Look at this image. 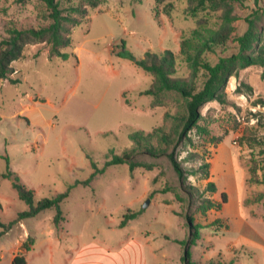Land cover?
Wrapping results in <instances>:
<instances>
[{"label": "rangeland", "instance_id": "obj_1", "mask_svg": "<svg viewBox=\"0 0 264 264\" xmlns=\"http://www.w3.org/2000/svg\"><path fill=\"white\" fill-rule=\"evenodd\" d=\"M56 1L65 14L79 18L71 9L82 0ZM169 1L170 15L163 11L168 1L100 0L95 9L87 7L83 23L72 30V45L62 50L69 55L66 60L50 59L49 47L37 43L12 62L9 77L17 82H0V232L9 227L0 237V264H11L18 250L25 253L22 244L28 238L32 250L26 264H180V242L189 238L186 214L205 227L191 247L192 259L264 264V185L250 181L254 169L258 178L263 174L264 146L256 142L264 137V106L257 104L264 100V69L240 71L228 81L224 104L209 102L200 109L192 145L178 148L181 159L195 152L210 165L206 178L199 173L187 178L190 197L165 157H139L155 164L151 171L106 166L134 147L130 134L158 127L168 131L174 118L185 114L177 94L157 99L144 94L153 77L117 55L121 44L136 60L146 52L171 51L175 76L187 78L190 69L179 53L182 37L199 20L214 29L221 24L220 11L205 9L189 17L188 0ZM262 6L264 0H244L235 8L236 35L244 33L246 18ZM45 11L41 0H0V39L10 22L23 28L45 24ZM235 50L231 44L206 59L213 64ZM8 172L34 191L35 202L71 187L60 206L64 221L54 225L53 208L17 220L28 206ZM208 182L215 193L206 190ZM164 188L169 191L161 193ZM223 192L227 204L220 211H198L202 198L220 201ZM129 212L136 218L120 226ZM218 219L227 228L210 225Z\"/></svg>", "mask_w": 264, "mask_h": 264}, {"label": "trees", "instance_id": "obj_2", "mask_svg": "<svg viewBox=\"0 0 264 264\" xmlns=\"http://www.w3.org/2000/svg\"><path fill=\"white\" fill-rule=\"evenodd\" d=\"M41 1L46 9L42 15L45 24L37 28H23L14 22L7 25L5 36L0 39V82L4 80L10 83L17 82V80L9 77L14 73L11 64L23 57L27 45L44 43L49 47L48 56L50 59L66 60L69 55L62 50L71 47L72 30L83 23L87 16V7L95 9L100 3V0H82L84 4L71 9L74 15L79 16L77 18L65 14L56 0ZM131 1L141 2L142 0ZM159 1H168L163 7V11L170 15L173 10L172 2L169 0ZM243 2L244 0H188L187 16L194 17L198 12L205 9L220 11L221 24L214 29L206 27V23L199 20L198 27L192 29L188 36L182 37L179 53L190 69V76L187 78L175 76L176 58L171 51L164 50L159 54L146 52L142 59L136 60L121 44L122 51L118 52L117 55L130 59L136 66L153 77L150 87L144 94L153 99H157L164 93L177 94L183 100L185 114L174 118V124L168 131L163 127H158L147 134H143L142 131L130 134L129 138L134 147L124 151L121 155L113 156L106 163V166L126 164L130 171L136 168L151 171L155 164L138 158L141 156L152 159L165 157L178 177L181 186L185 188L188 197L192 195L193 188L184 186L187 178L197 173L202 174L204 178L208 176L210 165L204 162L200 155L191 152L181 159L178 148L185 143L192 145L190 133L200 127L199 121L202 118L200 109L205 104L209 102L224 104L226 102V87L230 78L237 77L240 71L248 67L257 66L264 69V25L259 24V21H264V6L254 10L246 18V30L243 34L236 35V28L233 23L238 18L234 10L236 7L242 6ZM231 44L235 45L236 50L234 52L228 55H219L218 53V59L213 64L206 59L208 54H217L220 49L224 51ZM199 76L203 77L201 84L198 83ZM257 104L264 106V100H259ZM256 143L264 146V137ZM261 154L263 155V163L260 170L263 171V174L261 178H258V170L254 169L250 181L264 185V148H262ZM198 160L200 163L196 168L184 166V163H196ZM7 176L12 178L19 199L28 206V210L20 213L17 220L35 217L40 212L53 208L56 212L53 218L54 225L58 226L60 222L64 221L60 206L63 200L68 197L71 187L63 193L35 202L34 191L22 185L16 174L8 172ZM206 190L209 193H215L214 183L208 182ZM168 191V188H164L161 193ZM176 198L180 199L177 194ZM226 204L227 195L223 192L220 194V201L202 198L198 202L197 209L200 213H206L210 209L220 211ZM136 216L137 213L135 212L127 213L120 226H125L128 220H132ZM185 219L189 228V238L180 242L184 248L180 264H214L213 262L202 263L192 259L191 247L199 240L200 230L205 227L195 224L194 219L188 214L185 215ZM223 224L225 222L218 219L210 225H216L218 230L224 226ZM224 227L227 228V226ZM8 228L3 227L0 237ZM28 240L22 244L25 253L30 251ZM11 264H26L25 256L23 254L15 256Z\"/></svg>", "mask_w": 264, "mask_h": 264}, {"label": "crops", "instance_id": "obj_3", "mask_svg": "<svg viewBox=\"0 0 264 264\" xmlns=\"http://www.w3.org/2000/svg\"><path fill=\"white\" fill-rule=\"evenodd\" d=\"M241 225L244 226V225H245V222H242ZM18 247H19V246H18ZM247 247H251V246H247ZM256 247H261V246H253V248H256ZM31 250H32V248L30 249L29 252H31ZM29 252H28V253H29ZM18 253H20V250H18V251L15 253V255L12 257V259H13L15 256H17V255H21V254H23V255L25 256V260H26V263H27V256H28V254H27V253H21V254H18Z\"/></svg>", "mask_w": 264, "mask_h": 264}]
</instances>
